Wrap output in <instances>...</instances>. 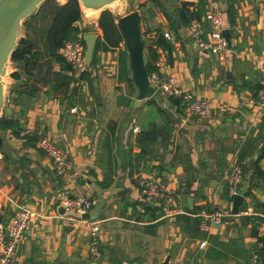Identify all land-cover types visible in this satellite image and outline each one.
Masks as SVG:
<instances>
[{
	"label": "crops",
	"instance_id": "0c3cea01",
	"mask_svg": "<svg viewBox=\"0 0 264 264\" xmlns=\"http://www.w3.org/2000/svg\"><path fill=\"white\" fill-rule=\"evenodd\" d=\"M181 1L137 0L130 10L140 14L144 60L208 98L207 117L158 90L136 101L133 82L117 79L121 42L99 49L94 63L75 72L62 69L45 46H35L38 55L28 66L12 63L17 76L9 80V115L20 131L0 129L6 146L0 149L1 221L20 205L32 211L15 264H264L257 255L264 248V112L255 98L264 86L258 63L264 12L259 0H218L230 31L221 62L185 33L183 18L191 14L209 36V0ZM83 11L79 27L93 24L100 35L99 15ZM41 135L67 155V174L58 175L36 148ZM234 161L242 171L238 212L201 227L214 208L231 210L224 178ZM149 174L176 190L180 212L161 217L142 201L140 185ZM62 191L84 194L92 206L83 216L65 210L57 200ZM90 221L98 226L97 257L89 253Z\"/></svg>",
	"mask_w": 264,
	"mask_h": 264
},
{
	"label": "built area",
	"instance_id": "2783aa9c",
	"mask_svg": "<svg viewBox=\"0 0 264 264\" xmlns=\"http://www.w3.org/2000/svg\"><path fill=\"white\" fill-rule=\"evenodd\" d=\"M260 8L264 12V0H259ZM209 24V36H204L202 24L198 19L192 18L185 25L186 36L192 39L200 49L214 54L218 61H223L228 50V41L223 33L224 20L223 10L218 0H209L207 10ZM169 37L168 33H165ZM85 44L80 39H70L64 42L57 49V53L64 62L73 68H80L84 61ZM259 68L264 72V56L258 59ZM150 84L168 96L176 97L179 105L189 113L198 117H207L211 114V104L208 98L196 96L190 90L184 88L173 73H161L152 70L148 74ZM257 107L264 112V86L258 88L255 94ZM31 130L23 129L22 134H30ZM35 146L42 151L53 162L54 169L58 175H65L69 172L70 161L61 147L48 136H38ZM241 166L234 161L225 175V184L229 196L238 193V183L241 179ZM182 184L180 189L182 190ZM141 199L144 203H152L157 208L161 217L172 216L181 211L177 204V192L157 175H146L140 185ZM57 200L61 207L83 216L92 206L90 197L78 193L70 195L67 192H59ZM31 209L26 205H20L14 214L7 221H0V264H15L18 244L24 235L30 216ZM232 212L226 207H216L200 220V226L206 227L209 224H220L226 218L231 217ZM86 220V219H85ZM89 253L92 257L100 254L98 242V226L90 221ZM254 259L257 255L254 254Z\"/></svg>",
	"mask_w": 264,
	"mask_h": 264
},
{
	"label": "water",
	"instance_id": "95a60500",
	"mask_svg": "<svg viewBox=\"0 0 264 264\" xmlns=\"http://www.w3.org/2000/svg\"><path fill=\"white\" fill-rule=\"evenodd\" d=\"M44 0H0V116L3 113L11 114L9 95L4 92L3 76L7 72V62L15 48L17 33L21 22L34 13L35 9ZM66 1V0H64ZM117 0H78L81 10L100 9L104 10L108 5ZM182 4H193L192 0H182ZM124 9V6L122 7ZM140 14L133 9L117 18V25L121 32L128 56V65L131 72V80L137 88L136 101H141L146 95H156L155 88L150 84L148 73L144 66L143 47L144 40L141 38L139 26ZM93 24H86L88 30L82 32L85 48L84 61L89 64L95 45L97 33L90 30ZM223 33L230 42V31L223 29ZM176 100V99H175ZM0 136V149H5ZM231 212L236 215L242 200L241 193L232 196ZM151 205V203H148ZM1 221V217H0Z\"/></svg>",
	"mask_w": 264,
	"mask_h": 264
},
{
	"label": "trees",
	"instance_id": "16d2710c",
	"mask_svg": "<svg viewBox=\"0 0 264 264\" xmlns=\"http://www.w3.org/2000/svg\"><path fill=\"white\" fill-rule=\"evenodd\" d=\"M47 1L49 0H44L39 7H41ZM46 8L47 9L45 10L49 15V21L44 26L43 30L45 49L57 61L60 62L62 69L74 71L75 68L63 61L61 56L57 53V49L63 45L65 41L70 39L80 38L83 41L81 34L83 31L88 30V28L84 27L82 29L78 25V21L81 19L82 15L79 2L78 0H66L63 3H57L55 0H53ZM192 17L193 16L191 14L184 16V22L187 23L190 19H192ZM116 19V15L113 14V12L109 9H104L100 12L97 19V25L101 29V34L97 35L96 37L90 63H94L96 53L99 49L119 46V43L123 40ZM35 46V42L31 38L26 36L20 37L11 53L10 60L14 63L23 62L26 66H28L30 62L38 55L37 51L35 50ZM84 64L85 61H83L82 65ZM144 66L148 74H150L152 70H157V67L152 64L150 60H144ZM83 72L84 71L81 70L79 75H82ZM10 76L16 77L17 74L15 71H11ZM117 79L118 81L127 80L132 83L125 45L123 49L118 50ZM0 129H9L14 135H18L20 131L16 119L12 118L11 115L6 113H3L0 116ZM251 231L253 234L256 233L255 226L252 227ZM263 250L264 248L259 249L257 251V255L259 256L260 261L264 263Z\"/></svg>",
	"mask_w": 264,
	"mask_h": 264
},
{
	"label": "rangeland",
	"instance_id": "374dc122",
	"mask_svg": "<svg viewBox=\"0 0 264 264\" xmlns=\"http://www.w3.org/2000/svg\"><path fill=\"white\" fill-rule=\"evenodd\" d=\"M51 1H53V0H49V1L45 2L41 7H39L40 6L39 5L35 9L33 14H31L30 16H28L27 18H25L21 22V24L19 26L18 33H17L16 42L18 41V39L20 37L26 36L28 38H32L33 41L35 42L36 46H40V47L44 48L43 30H44V26L49 21V15L45 9H47L46 7L51 3ZM55 1L57 3L65 2L64 0H55ZM135 1H137V0H117L116 2L112 3V5L111 4L108 5L105 9H109L110 11H112L113 14H115L116 17L118 18L120 15L125 14L127 11H130V9L135 7V4H136ZM123 6H124V9L122 8ZM101 11L102 10L99 9L94 14L88 13L89 18L95 19V16L99 15ZM83 12H85V11H83ZM116 21H117V19H116ZM89 29L94 31V29H92V26ZM121 44H124L123 40L121 41ZM7 63H8L7 64V72L3 76L5 94H9V90H10L9 80H10V72L12 71V63L13 62L10 59H8Z\"/></svg>",
	"mask_w": 264,
	"mask_h": 264
},
{
	"label": "bare ground",
	"instance_id": "6f19581e",
	"mask_svg": "<svg viewBox=\"0 0 264 264\" xmlns=\"http://www.w3.org/2000/svg\"><path fill=\"white\" fill-rule=\"evenodd\" d=\"M116 2V1H115ZM112 5V4H111ZM114 7V6H113ZM116 9V8H115ZM86 12H93V13H96L98 11V9H89V8H86L85 9Z\"/></svg>",
	"mask_w": 264,
	"mask_h": 264
}]
</instances>
